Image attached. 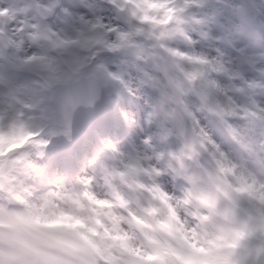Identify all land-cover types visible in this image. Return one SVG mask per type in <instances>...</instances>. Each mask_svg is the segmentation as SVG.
Wrapping results in <instances>:
<instances>
[{"label": "clouds", "instance_id": "9594fccd", "mask_svg": "<svg viewBox=\"0 0 264 264\" xmlns=\"http://www.w3.org/2000/svg\"><path fill=\"white\" fill-rule=\"evenodd\" d=\"M129 7L157 33L177 14L176 0ZM44 121L28 109L0 118V264H264V163L209 164L177 191L109 145L83 176L40 191L28 178Z\"/></svg>", "mask_w": 264, "mask_h": 264}, {"label": "snow or ice", "instance_id": "6c2138e0", "mask_svg": "<svg viewBox=\"0 0 264 264\" xmlns=\"http://www.w3.org/2000/svg\"><path fill=\"white\" fill-rule=\"evenodd\" d=\"M130 2L108 0L115 18L99 14L89 0H12L7 11L0 6V46L14 51L32 74L22 87L0 81V118L12 112L22 115L25 109H40L43 115L45 95L59 99L64 110H74L92 104L111 86L120 85L136 96L147 85L159 96L147 122L162 113L179 122L182 147L171 154L176 166L169 165L174 177L191 181L198 171H189L184 162L201 155L208 165L224 160L251 167L264 163V98L248 91L254 85L244 76L246 60L165 51L166 38L182 32L179 14L200 0H176L171 27L159 33L138 26ZM73 13L76 22L69 26L66 20ZM122 49L147 62L142 75L133 76L106 55ZM150 141L145 138L146 148L138 155L160 177L157 165L164 154L150 155Z\"/></svg>", "mask_w": 264, "mask_h": 264}, {"label": "rangeland", "instance_id": "374dc122", "mask_svg": "<svg viewBox=\"0 0 264 264\" xmlns=\"http://www.w3.org/2000/svg\"><path fill=\"white\" fill-rule=\"evenodd\" d=\"M19 1L21 0H17ZM226 1L200 0L198 4L185 8L179 14L182 32L166 38L165 51L171 48L208 57L222 56L226 60L223 57L225 54L231 61L233 58L235 61L244 58L242 53L249 51L259 54L260 57H256L257 66L264 70V42L249 46L251 42L248 35L243 33L242 26L251 20L253 24L259 26L264 36V0H230L232 5H228ZM238 1L245 2L250 10L248 19L239 14ZM11 2L12 0L2 2L0 6H4V10L7 11ZM72 2L73 0H65L66 4ZM89 2L97 6L96 11L105 18L116 17L117 14L108 6V0ZM224 4L228 5V8ZM76 15L73 13L67 18V25L71 26L76 22ZM120 22L126 23L123 19ZM236 29L240 30L241 35L234 31ZM241 49L245 50L242 52ZM106 55L115 57L133 76L142 75L141 68L147 66V62L132 55L128 49L109 52ZM244 59L246 62L243 68H247L244 72L245 79L254 85L248 91L257 95L261 91L259 83L264 80V72L254 71L252 60ZM0 66L10 70L5 74L0 73V81L22 87L31 79V71L18 63L17 54L2 46ZM105 91L108 98L105 114L92 116L71 130L55 128L51 124L54 113L51 96L45 95L42 98L41 109L45 116L43 140L47 143L40 145L33 152V159L39 168L29 176L28 183L43 191L59 181H75L81 175L80 169L84 173L90 171L91 162L97 155L106 156L109 145L142 152L146 148L145 138L151 137V148L147 149L148 153L151 155L155 151L165 153L166 156V158L163 156L157 165L162 169L159 179L167 188L178 191L187 183L182 175L174 177L169 167L170 164L176 166L171 154L178 152L182 147L178 120L167 113H162L151 124L147 122L149 113L153 111L159 98L156 90L150 86L146 85L136 96H132L120 85L111 86ZM184 163L189 171H199L202 166H208L203 155L186 159Z\"/></svg>", "mask_w": 264, "mask_h": 264}, {"label": "water", "instance_id": "95a60500", "mask_svg": "<svg viewBox=\"0 0 264 264\" xmlns=\"http://www.w3.org/2000/svg\"><path fill=\"white\" fill-rule=\"evenodd\" d=\"M53 101L56 108V113L53 119V123L56 126H64L67 128H72L73 126L77 125L82 119H84L90 114H96L104 111L107 105V98L104 91L92 104L82 103L78 105L73 110L71 121L70 123H68L65 120L64 108L61 102L59 101V99L53 97Z\"/></svg>", "mask_w": 264, "mask_h": 264}, {"label": "bare ground", "instance_id": "6f19581e", "mask_svg": "<svg viewBox=\"0 0 264 264\" xmlns=\"http://www.w3.org/2000/svg\"><path fill=\"white\" fill-rule=\"evenodd\" d=\"M254 70H256V69H254ZM10 70H9V68H2V67H0V73H8ZM260 71V70H259ZM262 71V70H261ZM261 85V87H264V84H260ZM80 169V168H79ZM57 170V169H56ZM80 172H81V175H80V177L81 176H83L85 173L83 172V171H81V169H80ZM59 178L61 177L60 176V174H59V176H58ZM61 180V179H60Z\"/></svg>", "mask_w": 264, "mask_h": 264}]
</instances>
